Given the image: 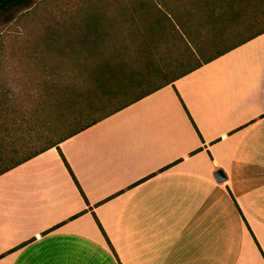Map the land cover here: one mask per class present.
I'll return each instance as SVG.
<instances>
[{
    "label": "crops",
    "instance_id": "0c3cea01",
    "mask_svg": "<svg viewBox=\"0 0 264 264\" xmlns=\"http://www.w3.org/2000/svg\"><path fill=\"white\" fill-rule=\"evenodd\" d=\"M60 148L84 195L56 147L1 174L0 264H264V32Z\"/></svg>",
    "mask_w": 264,
    "mask_h": 264
},
{
    "label": "trees",
    "instance_id": "16d2710c",
    "mask_svg": "<svg viewBox=\"0 0 264 264\" xmlns=\"http://www.w3.org/2000/svg\"><path fill=\"white\" fill-rule=\"evenodd\" d=\"M26 1L0 0V12ZM259 3L260 0H109L94 6L82 20L71 18L50 23L39 37L27 39L13 53V58L20 64L42 62V43L51 46L74 42L71 36L75 31L82 34L78 40L81 44L91 40L96 43L103 38L99 33L102 16H107V36L113 40L109 50L96 52L87 58L90 61L85 63L87 66L77 68L73 74L45 68L46 97L38 104L29 99L17 98L12 102L6 99L1 75L5 72L7 56L0 48V175L56 147L84 195L60 143L158 89L174 85L178 78L203 63L263 33L264 28L242 37L206 61L174 75L168 70L182 57L160 63L163 48L172 40L184 45L186 53H195L191 29L197 15L204 14L205 22L215 19L226 22V27L235 32L259 18V15L252 16L253 7ZM167 22L172 23L171 28ZM122 30H126L127 38L117 41ZM9 107L15 113L10 125L3 114ZM40 108L56 111L63 108L65 112L47 129ZM64 125L70 126L67 133L56 136Z\"/></svg>",
    "mask_w": 264,
    "mask_h": 264
},
{
    "label": "rangeland",
    "instance_id": "374dc122",
    "mask_svg": "<svg viewBox=\"0 0 264 264\" xmlns=\"http://www.w3.org/2000/svg\"><path fill=\"white\" fill-rule=\"evenodd\" d=\"M104 1L109 0H28L0 12V48L7 56L5 72L1 75V79L5 87L6 95L4 96L8 101L12 102L19 98L35 100L38 104L46 97L45 68H55L62 74H73L77 68L87 66L85 63L90 62L87 58H92L96 52L110 49L113 39L107 36L109 34L106 28L107 16H102L99 33L103 35V38L96 43H92L91 40L90 43L81 44L78 40L82 34L80 31H75L71 36L74 42L51 46L42 43L40 46V54L44 57L42 62L20 64L13 58V53L19 50L27 39L39 37L48 24L71 18L82 20L94 10V6L97 7ZM252 13V16L259 15V18L246 28L235 32L226 27V22L223 23L219 19L205 22L202 18L204 14L197 15L191 29L192 47L195 53H186L187 48L184 45L176 44L172 40L166 48H163L160 63L167 64L174 58L182 57L181 61L172 63L171 69L168 70L170 75L195 67L199 62L206 61L242 37L263 29L264 0H260L259 5L253 7ZM166 25L171 28L172 23L167 22ZM126 35V30L119 31L117 41H123L127 38ZM40 111L47 129L51 127V123L62 118L65 112L63 108L57 111L40 108ZM3 114L10 125L9 122L11 123L15 114L14 110L9 107L3 110ZM69 127L62 126L56 136L67 133Z\"/></svg>",
    "mask_w": 264,
    "mask_h": 264
},
{
    "label": "water",
    "instance_id": "95a60500",
    "mask_svg": "<svg viewBox=\"0 0 264 264\" xmlns=\"http://www.w3.org/2000/svg\"><path fill=\"white\" fill-rule=\"evenodd\" d=\"M216 176H217L218 180H220V181H223L227 178V175L223 169H218L216 171Z\"/></svg>",
    "mask_w": 264,
    "mask_h": 264
}]
</instances>
